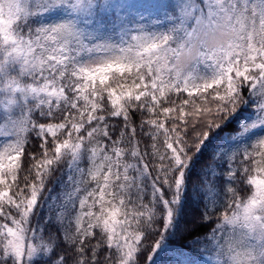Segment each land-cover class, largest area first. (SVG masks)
<instances>
[{
    "label": "snow or ice",
    "instance_id": "obj_1",
    "mask_svg": "<svg viewBox=\"0 0 264 264\" xmlns=\"http://www.w3.org/2000/svg\"><path fill=\"white\" fill-rule=\"evenodd\" d=\"M188 237L264 264V0H0V264Z\"/></svg>",
    "mask_w": 264,
    "mask_h": 264
},
{
    "label": "trees",
    "instance_id": "obj_2",
    "mask_svg": "<svg viewBox=\"0 0 264 264\" xmlns=\"http://www.w3.org/2000/svg\"><path fill=\"white\" fill-rule=\"evenodd\" d=\"M192 182L196 183L197 178L193 175ZM53 197L55 198V193H53ZM198 207L195 200L189 199L185 203V212L189 215L193 213V211ZM206 228H202L200 230V234L202 235L206 232ZM191 237H188L187 240L184 241H177L176 246L182 252V256L180 257V264H208V253L204 250L203 247L196 246V247H187L188 241ZM163 264H167V258H165Z\"/></svg>",
    "mask_w": 264,
    "mask_h": 264
}]
</instances>
